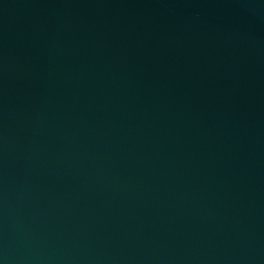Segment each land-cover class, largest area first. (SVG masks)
<instances>
[{"label": "water", "instance_id": "1", "mask_svg": "<svg viewBox=\"0 0 264 264\" xmlns=\"http://www.w3.org/2000/svg\"><path fill=\"white\" fill-rule=\"evenodd\" d=\"M0 264H264V0H0Z\"/></svg>", "mask_w": 264, "mask_h": 264}]
</instances>
